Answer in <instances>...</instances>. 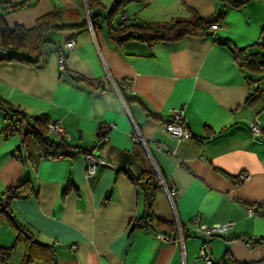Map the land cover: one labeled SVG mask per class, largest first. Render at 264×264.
Here are the masks:
<instances>
[{
  "label": "crops",
  "instance_id": "crops-1",
  "mask_svg": "<svg viewBox=\"0 0 264 264\" xmlns=\"http://www.w3.org/2000/svg\"><path fill=\"white\" fill-rule=\"evenodd\" d=\"M96 1L100 5L91 10L84 0H30L19 9L0 8V24L9 28H32L42 16L60 12L61 26L44 34L38 64L0 61V99L29 120L45 115L60 121L69 136L67 151H81L46 157L31 138L22 145L25 130L4 137L9 115L0 105V195L26 179L36 190L14 199L10 216L0 214L7 264L24 263V234L31 240L27 264H207L200 256L204 244L213 264H264V88L232 51L253 52L251 42L264 29V0L239 6L231 4L239 0H130L110 19L116 0ZM122 11L128 23L223 17L209 35L149 45L110 37L108 27L118 26ZM71 38L75 45L67 49ZM120 80L134 91L123 94L125 107L113 84ZM256 88L262 95L247 102ZM176 107H183L190 134L180 143L161 128ZM254 117L261 138L250 131ZM102 123L114 124L105 139L98 134ZM83 150L106 161L89 177ZM145 165H155L177 191L171 201L160 184L150 210L155 225L132 228L146 211L134 182ZM241 171L248 178L238 183ZM194 215L201 224L233 225L207 236L188 225ZM160 231L176 237L181 231L183 241H161Z\"/></svg>",
  "mask_w": 264,
  "mask_h": 264
},
{
  "label": "trees",
  "instance_id": "trees-1",
  "mask_svg": "<svg viewBox=\"0 0 264 264\" xmlns=\"http://www.w3.org/2000/svg\"><path fill=\"white\" fill-rule=\"evenodd\" d=\"M30 0H0V8L4 10L19 9L29 5ZM130 0H116L108 15L107 19H110L113 13L120 10L126 2ZM248 0L231 1L234 6H239L246 3ZM88 10H91L94 6L100 5L99 1L86 0ZM92 21L93 16L89 15ZM223 17L222 15L212 16L209 19L196 17L194 19L178 18L168 23H126L122 26L108 27L110 37L121 41L128 40L131 38L141 40L149 45H155L157 43H169L176 42L188 36L202 37L213 33L210 30V24L219 22ZM61 14L59 11H52L42 16L34 27L25 28L21 25H15L12 28L6 27L4 24H0V36L3 40L1 45H7L9 47V53L2 55L0 61L18 59L32 64H38L37 60L41 53V45L44 40V34L49 29L59 28L61 25ZM219 42L228 44L227 39L220 40ZM0 45V46H1ZM264 45V44H262ZM24 50H28L32 56L27 57ZM248 48H237L232 49L234 58L242 68L248 69L253 74H264V53L262 52H248ZM90 82V81H89ZM98 82V80H97ZM263 93V89L256 88L254 93L249 96L247 102L251 103L252 100H256ZM0 105L5 107L9 117L7 122H17L20 125L19 133L24 131L22 145L25 146L26 137L31 138L37 149L47 153H51L52 156L65 155V154H76L81 151H67L68 145L66 141H58L47 135L46 124L48 118L45 115H38L28 119V115L12 106L6 104L0 99ZM6 122V123H7ZM27 125V127H25ZM4 133V131H2ZM6 137L5 134H3ZM21 148L17 149L18 156ZM87 151V150H83ZM82 151V152H83ZM21 155V154H20ZM134 182H137V186L140 187L144 193L145 200V214L132 222V228L138 227V222L143 220L145 227H153L155 222L151 217L150 210L151 204L154 199L156 188L160 185L159 177L155 172L153 166L145 165L144 170L140 177L136 178ZM36 190L31 185L29 180H23L16 185L9 186L4 189L0 195V214H8L11 211V204L14 199L35 194ZM14 228L18 231V235L23 234V230L19 227V224L15 219H10ZM164 232V231H163ZM166 233V232H164ZM24 240L26 244V255L24 263L27 264L31 259L30 246L31 240L27 234H24ZM7 258V254H6ZM214 264H230L225 260L216 261ZM235 264V263H233Z\"/></svg>",
  "mask_w": 264,
  "mask_h": 264
},
{
  "label": "built area",
  "instance_id": "built-area-1",
  "mask_svg": "<svg viewBox=\"0 0 264 264\" xmlns=\"http://www.w3.org/2000/svg\"><path fill=\"white\" fill-rule=\"evenodd\" d=\"M84 3L86 4V0H84ZM89 23V28L92 30V23L90 20H88ZM130 21V17L128 14L124 11L119 13V21L118 25L122 26ZM220 27V22L212 23L210 24V30L215 31ZM264 44V39L262 40ZM75 45V40L74 39H68L65 41V48L71 49ZM9 53V47L7 45H1L0 46V58L2 55H6ZM64 61H65V55L63 53H60L58 55V62L60 65V68L63 69L64 67ZM114 87L119 94L122 103H124L125 107V101L123 100V94L124 93H130L134 94L132 85L125 80H120L118 82H114ZM114 127L113 123H102L99 127L98 134L100 139H105L107 137L108 130L110 128ZM20 125L17 122H7L4 127L3 131L6 137L11 136L13 134H16L20 130ZM161 128L163 131L169 133L176 141V143H180L184 139L188 138L190 136L188 126H187V118L184 114V109L183 107H176L169 109V117L166 119L164 122L161 124ZM249 128L252 133V135L255 138H261L263 137V129L262 125L260 123V119L258 117H254L250 123H249ZM46 131L47 135H49L51 138H54L58 141H67L69 136L65 129L61 126L60 121L58 120H48L46 124ZM135 138L141 139L139 133L137 132L134 134ZM172 154H175L173 150H171ZM43 155L46 157H52L51 153H47L42 151ZM83 153L86 156L87 159V166H86V177L92 176L95 172V167L96 164H106L105 159L98 157L95 153H93L92 150H87L83 151ZM153 168L155 172L157 173L159 177V182L161 185L164 186L166 193L169 197V199L172 201L173 196L176 193L177 189L174 185L168 183L163 176L160 174L159 170L155 165H153ZM248 178V173L245 171H241L237 174L235 181L240 183L242 181H245ZM136 185L137 182H136ZM246 211L248 213H253L254 212V207L249 206L246 208ZM188 225L192 226L194 230L200 231L204 235L210 236L213 234H223L225 233L232 225L233 221H226L224 223H214L212 225H206V224H201L199 222V217L197 215H194L191 217L188 221ZM138 227L139 228H144L145 227V222L143 220H140L138 222ZM157 237L164 242L168 243H175V242H182L183 241V234L180 231L179 237H176L174 234L171 233H164L163 231H160L157 233ZM252 244V239H249L246 241L247 246H251ZM200 256L203 258V260L207 264H213V259L209 251V247L207 244H204L200 248ZM0 264H7V259H6V252L0 245ZM233 264V263H230Z\"/></svg>",
  "mask_w": 264,
  "mask_h": 264
},
{
  "label": "rangeland",
  "instance_id": "rangeland-1",
  "mask_svg": "<svg viewBox=\"0 0 264 264\" xmlns=\"http://www.w3.org/2000/svg\"><path fill=\"white\" fill-rule=\"evenodd\" d=\"M238 32L240 33L241 31L238 30ZM263 38H264V29L261 30L258 41L257 39H253V41L251 42L252 44L250 43L251 44L250 48L252 49L253 52L258 51L264 53V45H262L261 43L263 42L262 41ZM251 74L257 80L256 83H259L264 88V74L263 73L253 74L252 72Z\"/></svg>",
  "mask_w": 264,
  "mask_h": 264
},
{
  "label": "water",
  "instance_id": "water-1",
  "mask_svg": "<svg viewBox=\"0 0 264 264\" xmlns=\"http://www.w3.org/2000/svg\"><path fill=\"white\" fill-rule=\"evenodd\" d=\"M218 235H220V234H218Z\"/></svg>",
  "mask_w": 264,
  "mask_h": 264
}]
</instances>
